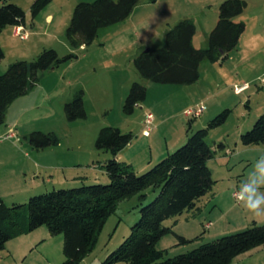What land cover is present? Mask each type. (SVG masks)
<instances>
[{
	"label": "rangeland",
	"instance_id": "rangeland-1",
	"mask_svg": "<svg viewBox=\"0 0 264 264\" xmlns=\"http://www.w3.org/2000/svg\"><path fill=\"white\" fill-rule=\"evenodd\" d=\"M9 1L24 9L25 24L22 27L27 35L25 38L14 35L13 25L1 29L0 46L4 57L0 60V74L5 72L9 63L33 60L45 48H54L59 56L68 53L76 56L41 72L35 84L10 102L5 110L9 127L16 134L13 138L0 140V194L7 204L27 202L29 196L53 188L77 186L80 176L87 178L86 184H106L108 177H100V168L109 152L95 147V138L103 126H118L121 131L132 133L133 144L126 148L124 156L132 158L134 169L140 173L158 161L143 167L151 158L154 160L158 150H165V144L174 140L178 130L185 131L189 118L195 130L205 126L207 120L222 109L230 108L226 120L210 128L206 139L210 143L225 142L220 136L228 133L226 139L234 148L236 142L242 145L240 134L236 133L243 122V112L249 110L243 101L247 94H250L252 113L257 110L259 115L264 110V0H244V10L234 17L235 21L245 24L236 47L222 60L201 61L199 77L190 84L146 79L136 69L133 60L146 48L164 46L165 31L184 18L195 26L191 44L205 48L208 33L217 21V0H138L126 18L100 27L95 38L83 45H73L65 29L76 3L93 0H50L34 17L29 9L32 0ZM48 14L52 15L50 20ZM133 81L145 86L146 97L127 113L123 110V103ZM242 82H248L250 87L239 95L234 94V86ZM79 89L83 90L86 116L68 120L64 104ZM199 103L205 106L204 119L185 114L187 108ZM221 104L229 105L221 107ZM214 110L215 113L208 117V112ZM148 111L154 116V127L146 135L142 128ZM34 130L52 131L58 136V142L36 149L24 137ZM141 167L144 169H137ZM235 169L239 170L241 166L237 165ZM94 176L98 179L94 180ZM216 183V188H220L222 182ZM145 192L142 203L137 195L117 203L94 246L77 264H99L125 239L130 226L139 217V207L149 202L157 191L147 188ZM207 194L204 199L212 191ZM224 195L228 197L221 202L226 204L225 208L238 205L234 197H230L229 189ZM233 208L232 213L228 212L216 223L219 231L213 232L205 224L210 222V227L214 223L213 215L220 211L218 207L212 210L207 206L199 212L193 210V215H186L189 210H185L165 219L163 224L171 229L158 240L157 248L164 250L165 256H174L221 236L220 232L230 228V222L237 221L231 217L238 207ZM179 232L193 239L178 243L175 233ZM197 234L199 237L195 238ZM62 245L63 235L50 233L43 224L6 241L0 250V264H64ZM114 264L127 263L118 261ZM231 264H264V246L239 254Z\"/></svg>",
	"mask_w": 264,
	"mask_h": 264
},
{
	"label": "trees",
	"instance_id": "trees-1",
	"mask_svg": "<svg viewBox=\"0 0 264 264\" xmlns=\"http://www.w3.org/2000/svg\"><path fill=\"white\" fill-rule=\"evenodd\" d=\"M137 1L77 2L65 34L73 45L89 44L100 27L126 18ZM49 2L32 0L29 8L32 17ZM245 5L244 0H222L218 4L217 21L208 33L205 48H196L191 44L195 31L193 22L186 18L179 20L165 32L163 47L146 48L134 58L136 69L142 77L154 82L194 83L199 77L201 61L222 60L236 47L245 24L235 21L234 17L244 10ZM24 24V9L14 2L2 0L0 31L5 25ZM75 56L74 53L59 56L54 48H45L33 60L9 63L5 72L0 74V125L9 103L27 92L41 72ZM3 57L4 51L0 46V60ZM145 97V86L133 81L124 99V112H132ZM64 110L68 120L86 116L82 89L65 102ZM229 112L230 108L222 109L207 120L205 126L195 130L189 118L182 144L140 173L131 164L115 157L130 142L132 133L123 132L113 125L101 127L95 138V147L110 153L102 164L108 182L53 188L29 196L27 202L11 204H7L0 195V250L10 238L45 224L50 233L63 235L64 264H77L94 246L117 203L134 195L142 203L147 188L157 191L155 196L139 207V217L130 226L128 235L99 264L118 261L127 264H231L239 254L264 246V222L253 221L241 230L201 242L191 250L174 256H165L164 250L157 248L158 240L171 229L163 221L195 208L197 201L212 191L215 179L208 161L225 143H210L206 136L210 128L226 120ZM24 137L36 149L58 142V136L52 131L34 130ZM263 141L264 110L249 128L240 133V143L244 146ZM175 235L178 243L193 239L177 233Z\"/></svg>",
	"mask_w": 264,
	"mask_h": 264
},
{
	"label": "crops",
	"instance_id": "crops-1",
	"mask_svg": "<svg viewBox=\"0 0 264 264\" xmlns=\"http://www.w3.org/2000/svg\"><path fill=\"white\" fill-rule=\"evenodd\" d=\"M219 1H221V0H217L218 3H220ZM47 18L50 20L52 18V15L48 14ZM233 82H235V81H233ZM262 93H264V91ZM234 94L239 95L240 93L234 92ZM240 100H242V98H239V101ZM243 101H244L245 106L248 107L249 110H248V112L244 111L242 114L243 115V122L240 124V126H238L239 128H238L237 133H236V135H238V136L242 131H244V129H247L252 125L253 121L255 120V118L258 116V113H259V112H257V110H256V112L252 113V109H250L251 108L249 106L250 94H247V98L246 99L244 98ZM189 103H192V101ZM189 103H188V105H189ZM224 105H229V104H221V107ZM262 107L264 109V96H263ZM208 113H209L208 114V117H209L212 115V113H215V110L211 113L210 112H208ZM199 117L204 119L203 117H205V111H203L199 115ZM2 125H3V127L0 128V133H2L7 127H9V119H6L5 116L3 118ZM227 135H228V133L226 135L220 136V139H225L224 140L225 146L218 148L216 150L215 156L208 161V164H209L211 171H212V175L215 179V184H214L213 189H212V194L209 195V197H207L206 199H204V198L206 197V195L208 196V194L202 196L197 201L196 207L185 213L186 215H189V214L193 215L194 214V212H192L193 210H197L199 212L203 208H206L207 206H211L212 210H214L216 207H218L220 211L216 214L214 213V215H213V216H215L214 217V223L210 227H207V228H209V230L211 232H213V231H219L216 228V223H218L223 217H225L228 212H229V214L232 213L233 206L234 207L237 206L238 211L236 212L234 210L235 215H233L234 217H231V218L236 219L237 221L236 222H233V221L230 222L228 225L230 228H228L227 230H224L223 232H220L221 235H223L225 233H231V232L241 230V229L247 227L248 225H250L253 221L258 222V223L264 221V217L254 218L251 214L246 213L244 211V209L240 206L239 203H238V205H230L229 207H226V208L224 206L226 204H221L223 199L226 200L228 198L224 195V193H226L229 189V191L231 192L230 197L233 198V196H232L233 189L240 187V185L244 181L247 180L249 174L253 171V166L256 163V161L259 160L262 156H264V141L261 143H258V144H252V145H247V146L240 145L241 147L236 142L235 147L231 148L229 146L228 140L226 139ZM185 138H186L185 131L178 130V133L174 137V140L171 141L169 144H167V143L165 144V150L162 152L158 150V155L154 158V160H153V158H151L149 161H147V163L143 167L144 168L148 167L149 165H151L153 163V161L159 160L160 158L165 156L170 151V149H172V147H175L176 145L181 144L185 140ZM132 144H133V139H131L130 142L128 144H126L121 150H119L115 157L117 160L129 163L133 166V162L131 160L132 158L129 159L127 156H124V154L126 152L125 151L126 148H129ZM109 156H110V153H108L107 158ZM210 162L213 164L210 165ZM47 163L48 162H45L44 164H47ZM237 165L241 166V169L236 170L235 167H237ZM95 166H96V164H95ZM143 167L137 168V169H144ZM100 170H101L100 177L106 178L107 175H106L104 169L101 167ZM236 173H240V174L236 175ZM85 179H87V178H82V176H80L79 179H77V181H76L77 183H79L77 185H80V184L86 182ZM93 179L94 180L98 179V177L94 176ZM219 180H220V182H222L221 183L222 185L220 188H216V186L218 184L216 182H218ZM66 183H69V182H66ZM261 191L264 192V188H261ZM230 197L228 200H230ZM179 234H181L187 238L192 237V236H188L184 232H182V233L179 232ZM220 234H218V235H220ZM197 235H199V234H197Z\"/></svg>",
	"mask_w": 264,
	"mask_h": 264
},
{
	"label": "clouds",
	"instance_id": "clouds-1",
	"mask_svg": "<svg viewBox=\"0 0 264 264\" xmlns=\"http://www.w3.org/2000/svg\"><path fill=\"white\" fill-rule=\"evenodd\" d=\"M261 188H264V156L256 161L253 171L236 193L237 202L254 218L264 217V192Z\"/></svg>",
	"mask_w": 264,
	"mask_h": 264
},
{
	"label": "built area",
	"instance_id": "built-area-1",
	"mask_svg": "<svg viewBox=\"0 0 264 264\" xmlns=\"http://www.w3.org/2000/svg\"><path fill=\"white\" fill-rule=\"evenodd\" d=\"M14 35H19L22 38H25L27 33L25 32V29L20 25V26H14V31H13ZM264 80V78H263ZM250 87V84L248 82H242L240 84H236L234 86V92L235 93H241L243 91H245L246 89H248ZM205 109V106L203 103H199L197 105H195L194 107H190L187 108V110L185 111V114L190 116V117H196L199 116ZM153 121H154V116L153 114L148 111L145 113L144 115V127L142 128V132L143 134H149V132L151 131V129L154 127L153 125ZM15 131L8 127L5 133H0V140L1 139H5V138H13L15 137ZM240 187H237L235 189H233L232 191V196L234 197V199L236 201H238V197L236 195V193L238 192ZM210 225V222H207L205 224V227H208Z\"/></svg>",
	"mask_w": 264,
	"mask_h": 264
}]
</instances>
